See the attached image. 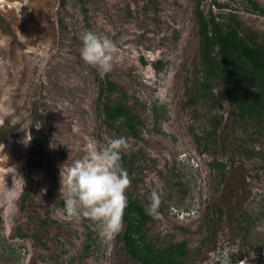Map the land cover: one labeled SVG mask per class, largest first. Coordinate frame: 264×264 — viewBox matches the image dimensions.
Wrapping results in <instances>:
<instances>
[{
    "label": "rangeland",
    "instance_id": "rangeland-1",
    "mask_svg": "<svg viewBox=\"0 0 264 264\" xmlns=\"http://www.w3.org/2000/svg\"><path fill=\"white\" fill-rule=\"evenodd\" d=\"M199 9L234 13L264 39L243 0ZM85 31L116 42L110 73L82 60ZM198 40L195 0H0V264H138L63 209L61 171L118 137L127 197L156 247L179 264H264V120L240 118L223 76H203ZM107 97L133 129L105 118Z\"/></svg>",
    "mask_w": 264,
    "mask_h": 264
},
{
    "label": "trees",
    "instance_id": "trees-1",
    "mask_svg": "<svg viewBox=\"0 0 264 264\" xmlns=\"http://www.w3.org/2000/svg\"><path fill=\"white\" fill-rule=\"evenodd\" d=\"M205 0H195L198 15V46L201 72L205 78L222 75L224 97L242 119L264 120V39L252 28L243 25L231 12L219 20L199 7ZM250 12L264 16V3L243 0ZM102 102L106 119H121L129 129L135 126V115L121 101ZM0 138V142H1ZM148 214L135 197L128 199L124 229L117 236L126 253L138 264H179L172 246L156 247L146 236L144 225ZM183 254L184 243L177 245Z\"/></svg>",
    "mask_w": 264,
    "mask_h": 264
},
{
    "label": "clouds",
    "instance_id": "clouds-1",
    "mask_svg": "<svg viewBox=\"0 0 264 264\" xmlns=\"http://www.w3.org/2000/svg\"><path fill=\"white\" fill-rule=\"evenodd\" d=\"M81 39L82 60L101 76L110 73L119 51L116 42L93 31H85ZM128 147L124 137L111 139L102 149L88 150L66 172L61 171V196L67 217L88 218L96 224L99 235L109 240L124 229L131 178L122 166V153ZM159 204L160 196L153 191L149 212H154Z\"/></svg>",
    "mask_w": 264,
    "mask_h": 264
}]
</instances>
